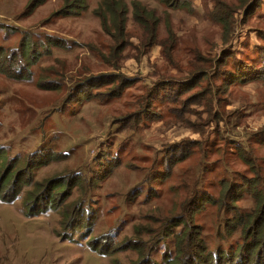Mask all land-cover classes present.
Here are the masks:
<instances>
[{
    "label": "rangeland",
    "instance_id": "374dc122",
    "mask_svg": "<svg viewBox=\"0 0 264 264\" xmlns=\"http://www.w3.org/2000/svg\"><path fill=\"white\" fill-rule=\"evenodd\" d=\"M32 1L0 0V45L38 52L31 78L0 74V264H134L124 241L184 213L210 249L236 246L220 207L264 196V0H123V34L101 0ZM65 207L88 227L61 225ZM173 223L152 259L174 252Z\"/></svg>",
    "mask_w": 264,
    "mask_h": 264
},
{
    "label": "trees",
    "instance_id": "16d2710c",
    "mask_svg": "<svg viewBox=\"0 0 264 264\" xmlns=\"http://www.w3.org/2000/svg\"><path fill=\"white\" fill-rule=\"evenodd\" d=\"M44 1L45 0H33L29 7H32L34 4H36L34 2L41 4ZM101 3L111 15L112 20L115 22V24H113L114 28H116L119 34H123L124 19L122 18V13L125 11L123 0H101ZM138 16L140 17L139 14ZM217 19L221 21L224 28L227 29V24L223 18L220 16ZM102 26L106 33L113 35L110 31V28L106 24L105 17L102 20ZM48 42L56 45L59 44L57 38L50 39ZM36 51L37 48L35 43L31 40H28L26 35L23 36L17 49H8L0 45V74L14 80L31 78V67L38 58V52ZM92 79L93 78L86 79V83H90ZM40 84L45 89H52L57 86L52 80L41 81ZM2 156L3 154L0 155V160H2ZM10 172V166H5L3 168L0 174V185H4V180L9 179L8 176L10 175ZM22 172L23 170H18L13 174V183H21V179L24 177ZM40 185L39 183H36V189L39 191L36 196L39 199L44 194H47L45 192L46 189H44L46 188L45 184L41 183ZM232 188L233 187L231 185H228L225 191L226 194L229 193ZM0 197L4 201L7 200V202L11 200L10 196L7 194H1ZM235 198L236 197H232L231 199L234 200ZM215 200L216 199L208 194L202 196V203H215ZM258 200L260 201V197H258ZM220 208L225 210L231 209L237 214L235 223H227V221L224 223V230L228 232L229 235L232 232L238 230L240 233L238 238L239 242L236 243V246L228 250H224L221 248V246H216L214 250L210 249L208 247L207 241H205L201 235L199 226L193 224L190 220L188 221L185 218V216L188 217L189 213H184L185 216L180 214L174 220H171L172 222L169 227L163 226L162 229L164 233L162 238L173 233L171 230V226L174 224L173 222H181L183 229L180 232L174 234V252L165 249L162 255V261L159 262L155 259H152L149 254V252L152 251L155 246L159 245V242L162 239L155 235L148 238L147 240H143L140 230L136 229L135 235L132 238L126 239L123 243V246L138 251L137 255L140 260L134 264H264V196H262L261 204H258L256 207H252V209L249 210L250 212L247 214L240 213V208L235 207V205L233 207ZM83 210L84 207L63 208V211H61V215L63 214L61 225L69 224L70 226L68 228L71 230L72 228L81 227L82 222L85 221V227H88V221L90 219L91 213L89 212L86 214ZM34 212L38 213L39 211L32 210L29 211V214L35 216L36 213ZM67 218L68 223L65 222ZM69 233L70 232H65L63 235H67L68 238H70ZM90 244L93 245L95 249L96 244H98V238H95V240L91 239ZM108 247L109 244L107 245L106 243L105 246L99 250V252L101 254L107 252Z\"/></svg>",
    "mask_w": 264,
    "mask_h": 264
}]
</instances>
